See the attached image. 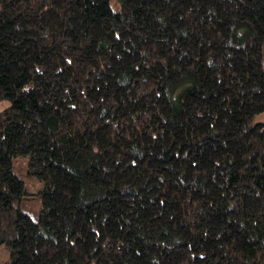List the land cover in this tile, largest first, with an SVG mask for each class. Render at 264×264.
Listing matches in <instances>:
<instances>
[{
	"label": "trees",
	"instance_id": "trees-1",
	"mask_svg": "<svg viewBox=\"0 0 264 264\" xmlns=\"http://www.w3.org/2000/svg\"><path fill=\"white\" fill-rule=\"evenodd\" d=\"M117 2L0 0L2 264H264V0Z\"/></svg>",
	"mask_w": 264,
	"mask_h": 264
},
{
	"label": "rangeland",
	"instance_id": "rangeland-1",
	"mask_svg": "<svg viewBox=\"0 0 264 264\" xmlns=\"http://www.w3.org/2000/svg\"><path fill=\"white\" fill-rule=\"evenodd\" d=\"M109 3L113 10L119 9L117 0H109ZM4 105L7 106V102H5L3 105H0V109H2ZM262 117H264V115H260L257 118L261 119ZM13 172L24 180L27 191L34 194L33 196L25 197L20 204V208L33 218H36L40 209V197L38 195V191L41 190L42 184L35 176L28 174L27 158L25 156H18L14 158ZM8 260L9 251L4 245H0V264L5 263Z\"/></svg>",
	"mask_w": 264,
	"mask_h": 264
}]
</instances>
